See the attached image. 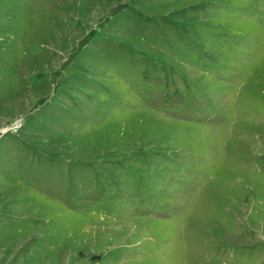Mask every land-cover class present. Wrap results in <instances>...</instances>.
<instances>
[{"label":"rangeland","instance_id":"374dc122","mask_svg":"<svg viewBox=\"0 0 264 264\" xmlns=\"http://www.w3.org/2000/svg\"><path fill=\"white\" fill-rule=\"evenodd\" d=\"M0 264H264V0H0Z\"/></svg>","mask_w":264,"mask_h":264}]
</instances>
